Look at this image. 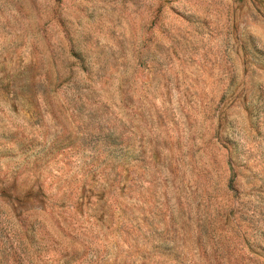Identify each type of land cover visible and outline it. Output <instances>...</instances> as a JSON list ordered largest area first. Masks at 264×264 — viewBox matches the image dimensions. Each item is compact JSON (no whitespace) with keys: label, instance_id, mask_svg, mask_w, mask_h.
<instances>
[{"label":"rangeland","instance_id":"obj_1","mask_svg":"<svg viewBox=\"0 0 264 264\" xmlns=\"http://www.w3.org/2000/svg\"><path fill=\"white\" fill-rule=\"evenodd\" d=\"M0 264H264V0H0Z\"/></svg>","mask_w":264,"mask_h":264}]
</instances>
